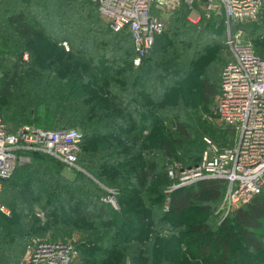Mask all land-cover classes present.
Here are the masks:
<instances>
[{
    "label": "trees",
    "instance_id": "1",
    "mask_svg": "<svg viewBox=\"0 0 264 264\" xmlns=\"http://www.w3.org/2000/svg\"><path fill=\"white\" fill-rule=\"evenodd\" d=\"M69 1L70 8L73 6L74 9L78 10V13H84L83 17L80 18L81 23L78 27H82L84 33L86 34V32H88L90 35L93 31L91 25L95 23L96 19L94 13L96 12L99 14L96 3L93 2V0ZM86 5H88V8ZM186 6L185 3H182L181 7H179L178 11L173 16V21L175 27L178 28V33L180 35L184 34L178 39V47L183 49V51L173 57L172 55L168 56L170 58H166L165 60L166 62L176 61L180 66H186V63L188 64L189 61L197 57L199 53L203 54V57H200V54L197 58L199 60L205 59L204 61H206L204 65L201 66V73L199 74V83L203 93L202 104L206 106L209 103V99L214 98L220 90L221 71L224 65L230 60V55L225 43H223V49L225 48V54L227 56L225 63H223V58L220 55L222 48H218V50L214 52H207L211 49L210 46L206 44L209 42V39L205 38L204 41L201 39L199 40V32L204 31L210 36L215 35V33H211V28L205 27L202 23L192 24L189 22L187 20L188 11L185 8ZM15 8L16 7L12 9L14 10L13 12L11 11V13H8L3 30L8 29V33L13 40H16V42L20 44H24L25 49L30 52V61L27 63L21 62L19 53H17L18 51L16 52L17 54H9L8 56L10 57L5 56V53H3L6 48L5 46L0 50V68L4 67L6 69L4 74L5 82L0 88V98H4L7 101L9 104L8 107H17V111L21 113L20 117H28L30 121L28 120L25 123L40 126L35 124V121L31 119L34 113V103H36L33 102V98L36 94H46L48 90L43 84V81H47V84L51 87V93H54L52 97L57 98V95L59 97H64L67 105L72 101V99L69 98L72 93L77 98H81L82 101L88 98L99 99V106L102 108L104 106L109 107L111 109H109V113L107 114L105 112L107 109L104 108L99 111L94 109L83 116L82 124L85 123L84 121H92L96 125L99 124L98 126H105V130H108V132L100 133L91 131L89 133L87 131L83 133L85 134V141L83 143L85 149L82 155V151H80L77 163H79V158L81 156V162L84 165L85 172L87 171L107 185H115L116 188L114 189L117 190L115 193H118L119 203L122 209L121 215L124 214L126 219H130L138 225H142L143 221L147 220L149 214H153L154 211L159 213V215L164 218L163 220L165 222H170L169 217L173 218L174 222H172L171 225L176 232L175 235L177 237L175 241L182 240L185 244L190 241V245L193 246V250L183 255V259L186 261H203L206 264H264V244L260 238L261 234L258 232L264 220V193L254 196L249 202L234 210L230 214L231 216L228 215L226 217L227 219H232L223 222L219 227H216V230L212 229V226L205 222L193 223L186 229L182 227L180 219L185 213L198 212L209 216L215 213L225 193L227 181L222 178L201 179L192 184L174 188L171 187V191L167 196L164 193V188L168 184L166 173V164L168 161L175 159L182 167L195 165L200 161L201 155L206 148V143L203 139V137L206 136L202 137L200 145L198 143L197 147H190L193 141L195 142L196 138L199 137L203 131L199 129L193 130L189 127V117L184 110L178 106L181 104L179 101H177V105L172 107L165 104L160 109L161 111H157L154 105L150 106L151 112L157 111V122H166L170 130V135L166 139L153 134V138L156 142L155 145L151 143L152 134L149 136L142 134L144 133V124L146 121L154 117L143 112L138 118L140 121L138 124H140V126L137 127L131 125L134 120L131 119L127 121V119L137 112V105L132 98L125 95L122 87L125 85H118L115 81L120 80L125 83V81L130 80L134 74L130 66L131 64L133 65L135 51L128 31L126 29L114 31L106 22L108 30L110 31V42L106 43L105 47L108 46L106 49L94 50L95 54L86 57L83 62H78L74 55L71 59L68 58L65 60L68 54L63 53L62 50H56L55 44L59 41L60 36V39L66 38L67 28H70V33L75 30L73 23H78V19L75 20V18H73L70 21V16H67V11L63 6L55 7L45 15H43L45 11H42V13L39 9L37 12L31 13L25 8H17L16 10ZM263 15L264 9L261 13V17ZM187 32H192V36L195 37V40H191L189 37L186 38L185 34ZM161 35L162 34L155 37L154 44L149 53L153 47L159 54L167 52L166 42L159 38ZM69 38L72 40L71 36H69ZM66 39H68V37ZM76 40L77 37L75 39L73 38L72 43H76ZM41 44H43L42 47ZM77 46L78 45H73L74 53L79 52ZM111 47L113 51L110 53L109 61H112L114 57L115 60H117L119 54L124 58L123 64L122 66L113 68L112 71H101L102 67L97 64V60L102 63L105 54L110 52ZM47 49H49L48 52ZM258 55L261 56L260 54ZM145 57L137 67L142 65ZM261 57L264 58L263 56ZM3 62H8L9 65L2 64ZM62 62L67 63L71 67L70 71L67 73L60 72L55 68V63L57 66V64L60 65ZM87 67H92V71L87 72ZM44 69L47 70L45 75ZM114 70L119 71L116 74L113 73ZM169 73L175 75L176 71H171ZM95 80H100L99 82H101V84L95 89H92L91 85H93ZM57 81L62 84V90L66 89V94L62 92V90L57 89ZM22 87L25 88L27 92H22ZM77 87L82 90L80 96L75 94ZM0 113L6 118V113L2 111H0ZM59 113L61 117L66 116L65 114H68V110L60 111ZM0 118L5 123L4 119L2 117ZM65 124L57 128L40 127L52 130L58 128H75L69 127V125L66 126ZM6 126L9 130L13 131L20 125L13 128L9 127L7 124ZM84 127L86 129L90 128L86 123ZM76 129L79 130L77 127ZM231 144L232 143L222 146L218 145L223 147ZM28 154L30 159L32 157L33 161L31 166L35 169H43V167L44 169L50 168L48 163L42 161V157L48 156V154L37 151H31ZM55 160L58 161L60 165H63L59 160ZM28 163L18 166L11 177L18 172L20 167ZM59 174L56 172L53 176L57 178L47 180H52L53 183L55 182V185H58L56 191L57 195L55 197L57 198V202L61 205L66 202H76V192L83 191L88 180L92 178L88 174L80 173L76 179L73 178L69 180V178L66 179ZM126 176H128V179L134 184L133 188L128 190L122 189L123 179ZM10 178L4 180L2 186ZM34 182L35 181L28 182L26 188L20 190L21 195L27 199L24 210L17 212L22 217L27 215L32 209L31 197L28 191L34 187ZM54 188L55 186L52 189ZM2 190L0 192V204H2L3 200L5 203L9 204L14 196H11V194L3 196ZM93 191H95V188ZM82 200L85 202L88 201L86 200V196L83 197ZM78 203L80 204L81 201ZM164 204L167 208V214L161 212ZM80 208V210H84L82 203ZM84 216L82 218L87 217L86 215ZM88 216L91 217L89 214ZM185 234H194V236L192 238H183ZM235 237L242 240V244L246 247V250L242 252L235 250L237 248L234 244ZM51 239L59 240L60 238L51 237ZM12 244L13 243L10 242L8 244L0 243V257L7 256L10 264H15L21 254V248L15 251L17 248ZM116 246L118 247V244H116ZM90 248L89 246L83 252L84 264H101L104 259L100 258V261L97 262L96 259L94 261L93 255L90 253ZM241 248L243 249V247ZM108 249L109 247L107 246L106 250ZM120 250V253H123V249ZM6 263V260L0 262V264ZM168 264H182V262L179 261L178 258L175 259L174 255H171Z\"/></svg>",
    "mask_w": 264,
    "mask_h": 264
},
{
    "label": "rangeland",
    "instance_id": "2",
    "mask_svg": "<svg viewBox=\"0 0 264 264\" xmlns=\"http://www.w3.org/2000/svg\"><path fill=\"white\" fill-rule=\"evenodd\" d=\"M69 2V0H1L0 50L5 46L6 48L3 53H5L7 57H10L8 56L9 54L18 51L17 53H19L20 61L24 63L29 62L30 52L25 49L24 44H20L16 42V40H13L8 33V29L3 30L8 13H11V11L13 12L14 10L12 9L16 7L15 10L17 8H25L31 13L37 12L39 9L41 12L45 11V13L42 12L43 15H45L48 11H52L55 7L59 6H63L67 11V16H70V21L73 18H75V20L78 19V23H73L75 29L73 32L70 33V28L66 29V38L68 37V39H60L61 36L59 37L58 35L59 41L55 44L56 50H62L63 53L68 54L65 60L68 58L71 59L74 55L78 62H83L86 57L95 54L94 50L106 49L108 47H105L106 43L110 42V31L108 30L105 19L101 17L100 14L93 12L96 16L95 23L91 25L93 31L90 35L88 32L85 34L82 30L83 28L78 27L81 23L80 18L83 17L84 13H78V10L74 9L73 6L70 8ZM212 4L215 6L209 7L207 4H203L200 1H196L191 6L186 4L188 6L185 7L188 11L187 20L192 24L202 23L205 27L211 28V33H215V35L210 36L204 31H201L199 32L198 39L202 41H204L205 38L209 39V42L206 43L211 48L207 51L209 53L217 51L218 48H222L220 55L223 58V63H225L227 56L225 54V48L223 49V43L225 42L227 25L223 19L219 1L213 0ZM181 5L182 2L170 10L164 11L156 9L154 11V14L158 15L165 22V30L159 38L166 42L167 52L159 54L153 47L140 67L131 64L130 67L133 69L134 74L130 80L125 81V83L120 80L115 81L118 85H125L122 86L125 95L132 98L137 105V112L127 119V121L131 119L134 120L131 125L137 127L140 126V124H138L140 122L138 118L143 112L154 117L146 121L144 124V133L142 134L147 136L152 134L151 143L155 145L156 142L153 138V134L161 136L164 139L168 138L170 135L168 124L166 122H157V111H161L160 109L165 104L172 107L177 105V101H179L181 104L178 106H180L189 117V127L193 130L199 129L203 131V133L196 138V141H193L190 146L191 148L197 147L198 143L200 145L203 136L209 137L220 146L230 144L234 140L235 128L232 125L221 123L214 114L213 104L215 97L209 99V103L206 106L202 104L203 93L199 83V74L201 73V66L204 65L206 61H204L205 59L199 60L197 58L201 53L194 59H191L188 64L186 63V66H180L176 61L166 62L165 60L166 58H170L168 56L172 55L173 57L183 51V49L178 47V39L184 34L180 35L178 33V28L175 27L173 21V16ZM87 6L88 5H86V7ZM263 9L264 0L262 10L256 21L237 25L236 28L238 26L242 28V39L250 41L257 53L264 57V15L261 17ZM192 35V32H187L185 34L186 38L189 37L191 40H195V37ZM69 36H71L72 40L77 37L76 43L74 42L73 44ZM64 42L67 43L66 46H68V50L63 46ZM42 45L43 44H41V47ZM73 45H78L77 50H79V52H73ZM48 51L49 49H47V52ZM112 51L111 47L110 52H107L104 56L103 64L101 61L97 60V64L102 67L101 71H112L113 68L122 66L124 58L119 54L117 60H115L114 57L113 60L115 61H109ZM200 57H203V54H201ZM2 64L9 65L8 62H3ZM55 68L65 73L71 69L70 65L63 62L60 65L57 64V66L55 63ZM46 71L47 70L44 69V75ZM90 71H92V67H87V72ZM118 71L119 70H114L113 73L117 74ZM171 71H176V74L171 75L169 73ZM5 72L6 69L4 67L0 68V88L5 82ZM95 81L93 85H91L92 89H95L101 84V82H99L100 80ZM43 84L48 90L46 89V94H36L33 98V102L36 103H34V113L31 120L35 121V124L49 128L61 127V125L65 123L66 126L75 127V129L77 127L79 131L82 132L80 141V151H82V155L85 149L83 144L85 141V134L83 133L87 131L89 133L91 131L100 133L108 132V130H105V126H98L99 124L96 125L92 121H84L90 126L89 129H86L84 127L85 123L82 124L83 116L94 109L99 111L103 108L107 109L105 112L108 114L110 108L105 106L103 108L100 107L99 99L97 98H88L82 101L81 98H77L73 93L71 97H69L72 101L67 105L64 97H59L58 95V99L52 97L54 93H51L52 90H50L51 87L47 84V81H43ZM56 85L58 90L63 89L59 81L56 82ZM25 91V88L22 87V92ZM62 92L66 94V89L62 90ZM81 92V88L77 87L75 94L80 96ZM8 105L9 104L4 98H0V111L7 114L5 116L6 118H4L2 113H0V117L4 119L9 127H18L29 120L28 117H20L21 113L17 111V107L10 108ZM153 105L157 110L155 112L150 111V106ZM66 110H68V114L61 117L59 112ZM55 159L57 158L48 154V156L42 157V161L48 163L50 168L44 169L43 167V169H35L31 166L33 161L31 157L29 163L20 167L18 172L2 186L3 190H1L3 191V196L11 194L14 198L9 204L5 203L4 200L2 201V205L7 208L8 213L0 211V243H13L12 245H15L17 248L15 251L21 248V254L15 264H18L24 253L26 241L28 237L32 235L72 241L77 247V264H84L82 255L89 246L91 247L90 253L93 255L94 261L95 259L97 262L100 261V258L104 259L101 264H168L171 255H174L175 259L178 258L182 264H206L203 261L193 262L183 259V255L193 250V246L190 245V241L187 244L183 243L182 240H178L179 243L175 241L177 236L171 225V223L174 222L173 218L169 217L170 222H165L163 220L164 218L154 211L153 214H149L147 220L143 221L142 225L135 224L132 220L126 219L124 214L121 215L122 209L119 203L118 193H115L117 192V190L114 189L116 188L115 185H107L87 171L86 173L84 165L81 162V156L79 158V163H77L78 169L66 168L64 164L60 165ZM175 161L176 160L173 159L166 164V173L168 177V184L164 188L166 196L170 193L171 187L180 182L179 177L176 175L178 174V170L175 169V163L178 162ZM170 170H173L172 175L169 174ZM56 172L57 174L60 173L59 175L64 176L66 179L69 178V180L73 178L76 179L80 173L88 174L92 178L88 180L83 191L76 192V202L71 201L61 205L57 202V198L55 197L57 195L56 191L58 185H55V182L53 183L52 180H47L57 178L53 176ZM124 179L122 189L128 190L133 188L134 184L128 179V176ZM30 181H35L34 187H31L32 189L28 191L31 197L32 209L27 215L22 217L17 212L24 210L27 199L21 195L20 190L26 188V184ZM195 181H190L183 185L192 184ZM54 186L55 188L52 189ZM94 188L95 191H93ZM85 196L86 200H88L87 202L82 200ZM80 201L84 210H80L81 203H78ZM241 205L229 210L227 213H225L224 210L218 211V206L215 213L211 216L204 213L188 212L182 216L180 221L184 229L193 223L205 222L210 224L212 229L216 230V227H219L223 222L231 220L232 218L227 219L226 217ZM161 212L167 214L165 204L162 206ZM88 214L91 215V217H89ZM84 215L87 217L82 218ZM258 232L261 234L260 238L264 244V220ZM193 236L194 234H185L183 238H192ZM116 244H118V247ZM234 244L237 246L235 249L236 251L242 252L246 250V247L242 244V240L238 237H235ZM107 246L109 247L108 250H106ZM241 247H243V249ZM120 249H123V253H120ZM5 260L7 262L6 264H10L7 256L0 257V262H4Z\"/></svg>",
    "mask_w": 264,
    "mask_h": 264
},
{
    "label": "built area",
    "instance_id": "3",
    "mask_svg": "<svg viewBox=\"0 0 264 264\" xmlns=\"http://www.w3.org/2000/svg\"><path fill=\"white\" fill-rule=\"evenodd\" d=\"M196 1L215 6L213 0H93L112 30L126 29L130 34L134 66L141 63L155 37L165 30V22L154 11L173 9L181 2L191 6ZM218 1L227 25L224 43L230 60L221 71L214 114L221 123L235 128V136L231 145L223 147L204 137L206 148L198 163L189 167L175 163L180 182L172 188L199 179H225L227 186L218 211L227 213L264 193V58L250 41L242 39V28H236L256 21L263 0ZM66 44L63 46L68 50ZM81 138L82 133L75 128L52 130L28 123L11 131L0 118V192L4 180L18 166L29 162L31 151L50 154L66 168L78 169ZM0 211L8 213L2 204ZM76 259L77 249L72 241L32 235L18 264H77Z\"/></svg>",
    "mask_w": 264,
    "mask_h": 264
}]
</instances>
